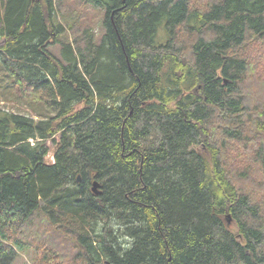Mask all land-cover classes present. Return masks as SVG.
<instances>
[{
  "label": "trees",
  "instance_id": "obj_1",
  "mask_svg": "<svg viewBox=\"0 0 264 264\" xmlns=\"http://www.w3.org/2000/svg\"><path fill=\"white\" fill-rule=\"evenodd\" d=\"M76 1L0 0V264H264V0Z\"/></svg>",
  "mask_w": 264,
  "mask_h": 264
},
{
  "label": "rangeland",
  "instance_id": "obj_2",
  "mask_svg": "<svg viewBox=\"0 0 264 264\" xmlns=\"http://www.w3.org/2000/svg\"><path fill=\"white\" fill-rule=\"evenodd\" d=\"M67 3L69 4L70 13L75 14L76 17H79L81 20V23H88L92 25L94 34H95V40L97 42H100L102 35L105 34V28L103 26V13L101 14L100 11L95 9L93 6H82L79 2L76 0H67ZM66 20H70L67 18ZM63 23L65 21L62 20ZM163 34V33H161ZM166 36H161V41H165ZM50 50L57 56L60 57V48L58 45H53ZM36 108H39L35 106L34 104H19V103H12L10 101H7L5 97H0V111H7L9 113H18L23 114L29 117L36 118V120H39L37 118V113H42V110H34ZM60 135L55 136V141H59ZM46 145L49 148V156L47 158L48 163H52L54 159V153L56 152V144L53 143V141L49 140L46 142ZM33 254L30 250H23L17 253V256L15 257V260L12 264H33Z\"/></svg>",
  "mask_w": 264,
  "mask_h": 264
},
{
  "label": "water",
  "instance_id": "obj_3",
  "mask_svg": "<svg viewBox=\"0 0 264 264\" xmlns=\"http://www.w3.org/2000/svg\"><path fill=\"white\" fill-rule=\"evenodd\" d=\"M98 187H99V185L97 183H94V185H93V192L95 194H99Z\"/></svg>",
  "mask_w": 264,
  "mask_h": 264
}]
</instances>
